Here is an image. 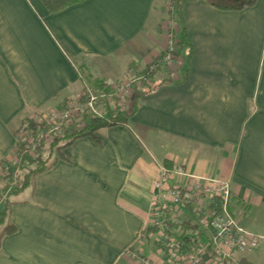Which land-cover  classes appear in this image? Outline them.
<instances>
[{"label":"crops","instance_id":"0c3cea01","mask_svg":"<svg viewBox=\"0 0 264 264\" xmlns=\"http://www.w3.org/2000/svg\"><path fill=\"white\" fill-rule=\"evenodd\" d=\"M166 1L85 0L51 12L42 0H0V160L14 156L28 116L162 53L156 14ZM216 1L184 6L194 50L186 82L143 96L128 122L97 138L75 139L11 197L16 230L1 240L0 264H144L134 249L150 225L159 164L228 180L238 222L252 231L251 217L264 220V0L242 9ZM144 33L150 42L138 50ZM150 246L140 249L149 259L179 264ZM263 252L258 245L235 260L264 264Z\"/></svg>","mask_w":264,"mask_h":264},{"label":"built area","instance_id":"2783aa9c","mask_svg":"<svg viewBox=\"0 0 264 264\" xmlns=\"http://www.w3.org/2000/svg\"><path fill=\"white\" fill-rule=\"evenodd\" d=\"M171 35L174 37L173 34ZM176 43L171 40L170 46L165 50L166 63L172 62ZM149 64L154 69L153 61ZM108 85L111 86L110 92L102 93L101 97L108 95L107 98L110 101L116 98L122 105L123 102L128 103L123 92L124 85L120 86L113 81H110ZM85 86L87 101L83 104L78 102L65 106L57 117H53L54 112L53 116L49 115L56 124L47 120L44 131L29 140V147L36 150L39 140L43 138L53 140L57 130L71 118L80 119L81 114L88 110L97 113L95 104L99 96L92 86L88 84ZM3 170V175L7 174L8 168ZM176 175L187 180L183 183H173L172 178ZM231 195V184L228 180L220 177L199 176L159 164V176L154 183L150 221V225L158 228L159 235L164 240L163 245L159 246L158 253L162 257L166 256L170 262L179 264H227V259H231V264H236L233 262H236L235 256L238 253L257 248L261 236L238 222L230 209ZM185 220L199 225L192 231L195 240L198 241L187 249H183V243L178 238L180 234L175 233L173 229ZM170 224L174 226L171 227ZM144 264L158 263L148 259L144 260Z\"/></svg>","mask_w":264,"mask_h":264},{"label":"trees","instance_id":"16d2710c","mask_svg":"<svg viewBox=\"0 0 264 264\" xmlns=\"http://www.w3.org/2000/svg\"><path fill=\"white\" fill-rule=\"evenodd\" d=\"M46 7L51 12H57L63 10L71 5L83 2L85 0H42ZM188 0H171L170 15L172 18H176L179 24V36L177 39V45L180 52L177 54L180 56L182 51L186 50L185 61L187 63L186 68L182 69L181 76L178 80L168 77L158 79L157 75L160 73L165 64L166 53L162 52L153 61L154 69L151 68V64L146 65L141 71H137L135 67L134 73L138 76L142 82V87L138 88L132 97L131 106L126 111H115L107 103L105 106L107 116H96L90 112H86L82 115L83 127L79 128L77 121L69 122L62 126V132L55 135L54 140L48 143L49 151L45 154L47 147L46 139L43 138L38 141L36 148L37 152L32 155L27 146L26 140L22 139L17 134L16 152L15 156L18 158L16 164H13L8 159H1L0 165L3 168H8L7 174H5L0 180V244L5 235L15 232L16 227L10 223L9 207L11 205V197L19 195L22 191L33 184L35 175L45 171L56 160L66 158L63 154V149L70 145L75 139L84 136L92 135L96 136V133L108 126L126 123L129 119L135 115L139 108V100L145 95L153 93L156 89L164 84L174 82L181 84L187 81L190 64L194 55L193 46L190 43L183 9ZM257 0H217L213 2L216 6L223 9H242L246 6H251L256 3ZM93 86L102 92L109 93L111 88L107 85L104 79H96ZM105 104V103H104ZM31 129H37L46 127L45 124H37V122L29 121ZM232 201V200H231ZM232 210V207L230 206ZM192 214V212L190 213ZM171 227L174 224H170ZM181 227V233L178 238L183 243V249L189 248L195 240V236L192 234L193 229L199 227L198 224H192L190 220H185L179 225ZM158 228L149 225L142 233L141 238L145 239L151 232H158ZM207 240V238H206ZM161 247L163 242L158 243ZM216 255V254H213ZM236 259V256H235ZM227 264H231V259L226 260Z\"/></svg>","mask_w":264,"mask_h":264},{"label":"rangeland","instance_id":"374dc122","mask_svg":"<svg viewBox=\"0 0 264 264\" xmlns=\"http://www.w3.org/2000/svg\"><path fill=\"white\" fill-rule=\"evenodd\" d=\"M170 10H171V1H170V3L168 1H166L164 6H162V8H161V12H157L158 14H156L157 19L158 20L160 19V21H162L161 22V26H162L161 30H162V33H163L164 46H165V49H164L163 52H165V50L168 49V47L170 46V41L171 40H173L174 43H175V41H177L178 37H180V36H178L179 35V24L177 22V19L176 18H172V16L170 15ZM177 30H178V32H177ZM171 34H173L174 37H172ZM148 41L150 42L149 38L144 33V34L140 35V37L138 38V40H136V42H134V44L137 46L138 50H142V49H144L145 45L147 43H149ZM127 50H128V52L132 51V49H129V48H127ZM177 52H180V49H179L178 45L175 46L172 62H170V63H166L165 62L166 65L162 68L163 75H166V77L175 78L177 76V73H181L182 69L186 68L187 63L185 61V54L182 53L179 56L177 54ZM154 60H152V61H154ZM135 69H137V71L138 70L139 71L142 70V69L137 68V67H135ZM130 70H131L130 73L128 72L126 74V76L123 77L122 79L109 80V81L106 82L107 85H108V83L110 81L111 82L112 81L116 82L120 86L124 85L123 92L126 95L129 104L126 103V102H123V105H122V104L119 103V99H116V98H113L114 100L110 101L107 98L108 95H105L104 97H101V94L105 93V92L97 90L93 85H91V83L86 81V83L84 84V87H82L81 92L76 97L66 99V100L62 101L58 105L49 106L45 110H43L41 112H38L36 114L30 115L27 118H25L24 121L21 123L20 129H19V135H20V137L22 139L26 140L27 146H28L29 151L31 152V154L35 155L37 150H33L31 147H29V140L32 139L34 136L37 137L41 133V131H44V128H46V127H44V128L41 127L40 128V126H38L37 129H31V127L29 126V121L37 122V124H39V125L40 124H45L46 125L45 122L48 120L50 123L55 125L56 123L54 122V120L52 118H50L49 115H52L53 112H54L55 116H53V115L52 116L53 117H57L58 114H60V110L61 109L63 110V108L65 106H69L70 104L73 105V104L78 103V102L80 104H83V103H85L87 101V96H86L87 90H86V86H85L86 84L92 86V88L96 91V93L99 96L98 97V102H97V104H95V110L97 111V113H95L94 111L90 112V110H88V112H90L91 114H94L96 116L105 115V114L107 115L106 108L104 106L107 103L115 111H126V110H128L129 106H131V100H132L134 92L138 88L142 87L141 86L142 82H141L140 79H138L139 78L138 76L136 77L133 67ZM159 77L161 78L162 74L159 75V76L157 75V78H159ZM108 86L111 88L110 85H108ZM85 113L81 114L80 119H78V118L72 119L71 118L70 120H68L67 123L66 122L65 123L69 124V122H76L77 121L79 128H81V127H83V124H84L83 123L84 121H82V115L85 114ZM66 124H64V125H66ZM62 130H63L62 128L58 129L56 133L59 134L60 132H62ZM51 141L52 140H46L47 147H46V150H45V154L48 153V151H49L48 143L51 142ZM8 160L11 161L13 164H16V162L18 161V158L14 155L11 158H8ZM3 171H4L3 167L0 165V172H1L0 173V180L4 176L3 173H2ZM253 222L259 224V225L255 226V229L253 228ZM248 224H249V229H251L252 231H255L256 233H263V232H261V230H264V220L263 221H256V220H254L253 217H251L250 221L248 222ZM173 229L175 230V233L180 234L181 227L179 225L176 226ZM159 233H160L159 231L158 232H151L148 235L147 238H145V239L141 238V240H144L143 241L144 244H138L136 246V248L134 249V253L137 255V257L142 258L143 260H148L149 259L147 254H146V250H145L144 253H141V251H140V249L142 247H145V249H146L147 242H149V244L151 245L150 247L152 249L150 251H153V252L157 253V249L160 248L158 243H161V242L164 241L162 236L159 235ZM260 245L264 247V239L260 240L259 246ZM240 253H242V252H240ZM261 256H262V258H261L262 259V263H264V252H263V254ZM152 261L155 262V259L152 260ZM233 263L238 264L235 261Z\"/></svg>","mask_w":264,"mask_h":264}]
</instances>
